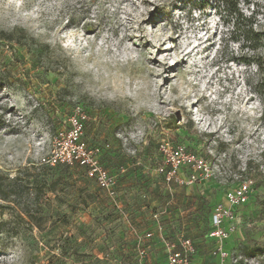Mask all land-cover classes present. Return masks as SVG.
Wrapping results in <instances>:
<instances>
[{"label":"rangeland","instance_id":"obj_1","mask_svg":"<svg viewBox=\"0 0 264 264\" xmlns=\"http://www.w3.org/2000/svg\"><path fill=\"white\" fill-rule=\"evenodd\" d=\"M239 10L236 23L213 0H0V264H164L185 238L204 264L218 246L264 264V0ZM77 105L125 168L115 198L76 165L42 162ZM163 141L211 176L166 184ZM245 181L253 195L213 241L215 201Z\"/></svg>","mask_w":264,"mask_h":264},{"label":"built area","instance_id":"obj_2","mask_svg":"<svg viewBox=\"0 0 264 264\" xmlns=\"http://www.w3.org/2000/svg\"><path fill=\"white\" fill-rule=\"evenodd\" d=\"M90 116L82 106L77 105L68 117L67 124L55 137L50 153L42 162L50 167L60 165L82 167L86 176L92 179L109 197L115 198L120 186V178L125 173L121 167L116 171L109 169L103 162L104 148L87 138ZM159 152L162 163L157 170L164 176L166 184L189 186L202 183L212 174L211 163L196 151L186 146L160 143ZM252 181L240 182L228 188L223 200H217L212 208L209 237L216 242H226L231 235L232 211L247 204L253 195ZM220 260L217 264H232L227 258L229 251L218 246ZM197 254L195 242L185 238L180 245L172 244L166 264H194Z\"/></svg>","mask_w":264,"mask_h":264},{"label":"trees","instance_id":"obj_3","mask_svg":"<svg viewBox=\"0 0 264 264\" xmlns=\"http://www.w3.org/2000/svg\"><path fill=\"white\" fill-rule=\"evenodd\" d=\"M213 2L216 3V7H219V8L222 7L225 11H228L229 14L231 15V17L235 18L236 23L241 22V20L243 18V14H241L240 10H239L240 0H213ZM243 32L245 34V37L249 41H252L254 43L253 49H257V48H259L262 45L261 44L262 43L261 42L262 38L257 33H255L254 30H246L245 29V30H243ZM262 63H263L262 61L257 60V64H258L259 67H262ZM258 92L263 96V99H264V88L259 86ZM103 148H104V151H103V162H104L105 166L107 168H109V169H113V170H116V171L120 170V168L123 167V166L115 167V166H111L109 164V160L114 154L109 149H106L104 146H103ZM76 166H78V165H76ZM158 166H159V164L156 165V167H158ZM57 167H67V168H69V167H72V166L60 165V166H57ZM78 167H80V166H78ZM80 168H82V167H80ZM84 173H85V171H84ZM85 175H86V173H85ZM160 175L162 176L163 181L165 182L164 176L162 174H160ZM124 178H125V173L120 178V184L123 182ZM171 184L177 185V184H174V183H171ZM215 203H216V201H215ZM210 226H211V221H210Z\"/></svg>","mask_w":264,"mask_h":264},{"label":"crops","instance_id":"obj_4","mask_svg":"<svg viewBox=\"0 0 264 264\" xmlns=\"http://www.w3.org/2000/svg\"><path fill=\"white\" fill-rule=\"evenodd\" d=\"M167 260V258H166ZM220 258L217 259L216 264L219 262ZM166 264V261L165 263ZM194 264H204L203 258H201L200 256H197L196 258H194Z\"/></svg>","mask_w":264,"mask_h":264}]
</instances>
